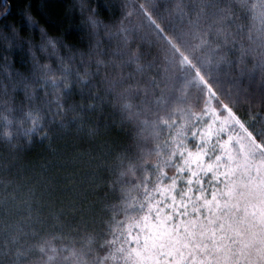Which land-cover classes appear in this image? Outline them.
I'll list each match as a JSON object with an SVG mask.
<instances>
[{
    "label": "snow or ice",
    "instance_id": "obj_1",
    "mask_svg": "<svg viewBox=\"0 0 264 264\" xmlns=\"http://www.w3.org/2000/svg\"><path fill=\"white\" fill-rule=\"evenodd\" d=\"M236 4L253 22L248 27V44L245 25L235 15L231 0H224L223 6L220 0H199L193 29L200 44H214L217 65L226 62L231 68L238 63L240 75L247 68L249 80L259 68L264 81V0H236ZM9 7L4 0L0 18ZM85 7L81 0V10ZM176 10L184 14L183 5ZM134 12L168 43L173 57L178 54L181 63L192 64L145 4L126 10L125 18L115 25L102 24L90 11L87 23L95 42L87 53L79 52L78 61L62 34H50L31 6L22 9L24 19L40 34L38 42L25 37L32 67L27 75L19 73L11 85L12 92L23 89L21 110L30 121L25 134L40 132L48 137L42 131L46 117L58 119L63 127L74 122L82 129L85 116L102 113L108 103L136 123L139 156L134 162L126 152L115 151L105 164L109 176L99 200L89 199L85 189L75 190L69 203H64L58 193L65 191L59 184L69 179L60 175L67 170L68 160L49 162L40 173L22 180L18 174L16 181H0V255L13 256L11 264H22L21 258L29 252L41 254L37 264H264V127H253L254 121L245 120L234 107V94L217 91L195 66L206 90L202 111H185L177 105L162 112L160 104L167 103L163 95L155 98V105L147 100L134 104L131 98L141 90L145 97L149 95L148 84L134 79L146 68L126 23ZM208 17L202 30L200 21ZM101 27L109 40H115L107 51L101 46ZM19 36L15 22L7 31L0 27V41L9 48ZM37 43L39 51L56 57V66L41 62ZM61 47L68 50L67 55L60 54ZM229 47L238 51L236 60L224 54ZM249 57L256 61L250 67ZM128 66L135 71L125 72ZM2 87L8 96V85ZM231 87L238 89L239 82ZM74 90L80 95L78 101L70 99ZM222 95L228 99H220ZM4 102L10 105L11 98ZM0 118L8 120L2 113ZM98 130L99 125H89L88 135L95 136ZM6 139L11 140L10 132ZM149 141L151 147L142 146ZM4 168L7 171L9 165ZM49 169L55 172L44 175ZM89 187L95 191L98 185ZM57 239L62 241L59 249ZM97 244L107 247V252L101 255Z\"/></svg>",
    "mask_w": 264,
    "mask_h": 264
},
{
    "label": "trees",
    "instance_id": "obj_2",
    "mask_svg": "<svg viewBox=\"0 0 264 264\" xmlns=\"http://www.w3.org/2000/svg\"><path fill=\"white\" fill-rule=\"evenodd\" d=\"M133 2L137 6L147 5L156 23L192 61V64L181 63L178 54L173 57L168 43L157 35L143 16L142 21L134 25L126 22L129 24L133 46H139L143 54L142 62L146 65L144 74L137 73L134 79L149 86L148 97H145L141 90L131 98L134 104L142 105L147 100L155 105V98L161 95L167 101L166 104H160L162 112L177 105L184 106L190 103L192 92L197 90L196 85L199 82L193 67L195 66L200 68L217 91L234 94V107L245 120L254 121L253 127H264V81L261 79L259 68L249 80L247 68L245 75L241 76L238 63L233 64L231 68L226 62L217 65L218 53L213 50L214 44H200V39L191 23L196 19L199 0H133ZM220 2L223 6L224 0ZM3 3L4 0H0V10L3 8ZM7 3L10 5L9 11L0 18V27L7 31L11 23L15 22L20 29V36L19 39L12 41L11 48L0 41V113L11 121L9 124L8 120L0 118V181H16L18 174L22 180L25 176L40 173L42 166L48 165L49 162L68 160L70 163L67 170H61L60 175L69 176V179L59 184V187L65 191L58 193L63 197L64 203L66 205L69 203L75 190L85 189L88 191L89 199L99 200L106 191L104 182L109 176L105 164L112 159L115 151H124L134 162L137 161L139 147L135 136L136 123L126 118L127 113H121L119 109H113L106 103L102 113L85 116L86 126L82 129L78 130L74 122H69L68 127H63L58 119L50 121L46 117L45 128L42 131H46L48 137L42 136L40 132H33L29 137L25 132L30 127V121L25 119L21 110L25 103L23 89L17 87L16 91L12 92L11 85L19 78V73L27 75L32 67L31 54L25 37L34 42L40 40L39 30L30 26L23 17L22 9L25 5L31 6L41 22L48 26L50 34H62L64 42L77 53V61L79 52L87 53L90 45L95 42V36L87 23V14L91 11L102 21V24L115 25L125 18L123 9L116 0H85L86 7L83 11L80 8L81 0H7ZM231 3L235 15L240 18L239 22L245 25L243 36L245 44H248V27L253 22L250 15L239 8L236 0H231ZM178 4L183 5V15L176 10ZM209 20L210 17L200 21L202 30ZM256 27H259L258 21ZM233 30H236L235 25ZM253 34L255 36V32ZM100 35L103 41L101 46L106 51L115 46V40H109L103 34L102 27ZM205 38H208L206 31ZM211 39L215 40L214 34ZM67 51L66 48L61 47L60 54L67 55ZM223 52L230 60H236L238 57V51L230 47L223 49ZM37 55L42 63L51 61L53 66H56V57L39 51L38 43ZM5 56L8 60L4 59ZM253 63L256 61L249 57L247 66L250 67ZM92 66L95 67L94 64ZM129 71L134 72V66L125 68V72ZM152 76L156 77L155 81L150 80ZM237 81L238 89L231 87ZM4 84L8 85V96L3 95ZM37 92L42 94L40 89H37ZM9 98H11L10 105L4 102ZM219 98L228 99L224 95ZM70 99L78 101L79 93L74 90ZM89 125L92 127L99 125L95 136L88 135ZM9 132L11 140L6 139V133ZM142 146L151 147V141ZM108 148H112L113 151L109 153ZM6 164L9 165L7 171L4 168ZM54 172L55 169H49L43 174L49 175ZM90 184L98 185L95 191L89 187ZM68 219L71 220V216ZM55 243L59 249L62 241L57 239ZM2 246L0 244V247ZM97 250L103 255L107 252V247L100 248L97 244ZM63 254H67V249ZM40 255L29 252L26 257L21 258L22 264H37V257ZM88 256L92 257L93 253H88ZM13 259L14 257L8 254L0 255V264H11ZM44 259L46 260L47 257L45 256Z\"/></svg>",
    "mask_w": 264,
    "mask_h": 264
},
{
    "label": "rangeland",
    "instance_id": "obj_3",
    "mask_svg": "<svg viewBox=\"0 0 264 264\" xmlns=\"http://www.w3.org/2000/svg\"><path fill=\"white\" fill-rule=\"evenodd\" d=\"M116 1L119 5H121L123 9L122 11H123L124 17H125L126 10H130L137 6L133 2V0H116ZM141 21H142V16L134 12L130 17H128L126 22H131V24L134 25L136 22H141ZM196 88L197 90L192 92L190 103L188 102L186 105L183 106L185 111H191L193 109L197 112L202 111V103H203L204 98L206 97V90H205L204 85L200 81L197 82ZM189 104L191 105V108L188 107Z\"/></svg>",
    "mask_w": 264,
    "mask_h": 264
}]
</instances>
